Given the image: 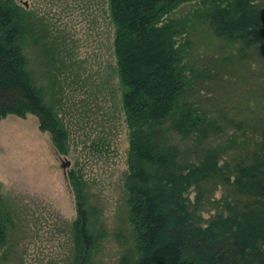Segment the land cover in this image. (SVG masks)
I'll list each match as a JSON object with an SVG mask.
<instances>
[{"label": "rangeland", "instance_id": "obj_1", "mask_svg": "<svg viewBox=\"0 0 264 264\" xmlns=\"http://www.w3.org/2000/svg\"><path fill=\"white\" fill-rule=\"evenodd\" d=\"M35 27L27 48L48 102L69 134L68 150H56L38 116L0 119V194L9 228L0 264H71L78 252V211L70 180L80 171L92 221L101 238L89 264H122L136 251L127 205L129 128L114 52L109 0H16ZM264 9V0H258ZM180 9L178 16L191 10ZM193 32V65L203 69L191 94L210 120L197 152L216 149L233 166L260 150L264 135V41L245 47L217 37L199 22ZM204 70L206 72L204 73ZM204 111L202 112L204 115ZM205 221L238 197L215 177L189 191Z\"/></svg>", "mask_w": 264, "mask_h": 264}, {"label": "trees", "instance_id": "obj_2", "mask_svg": "<svg viewBox=\"0 0 264 264\" xmlns=\"http://www.w3.org/2000/svg\"><path fill=\"white\" fill-rule=\"evenodd\" d=\"M109 7L129 128L125 189L136 245L122 264H264V135L260 150L233 166L223 165L216 149L182 146L206 140L211 126L190 98L203 81V69L193 65L196 26L250 47L264 41V9L258 0H109ZM185 7L192 9L178 16ZM30 18L18 1L0 0V119L35 114L66 153L67 129L31 67ZM81 175H69L79 222L71 264H89L101 238ZM215 177L238 197L205 221L189 191ZM4 211L0 194V243L9 228Z\"/></svg>", "mask_w": 264, "mask_h": 264}]
</instances>
